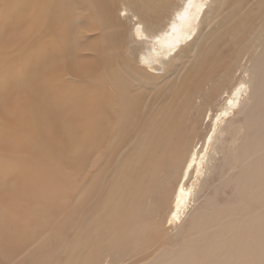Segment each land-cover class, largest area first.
I'll return each mask as SVG.
<instances>
[{
  "label": "bare ground",
  "instance_id": "obj_1",
  "mask_svg": "<svg viewBox=\"0 0 264 264\" xmlns=\"http://www.w3.org/2000/svg\"><path fill=\"white\" fill-rule=\"evenodd\" d=\"M0 208L37 248L10 208H77L59 264H123V221L195 255L133 264H264V0H0Z\"/></svg>",
  "mask_w": 264,
  "mask_h": 264
},
{
  "label": "rangeland",
  "instance_id": "obj_2",
  "mask_svg": "<svg viewBox=\"0 0 264 264\" xmlns=\"http://www.w3.org/2000/svg\"><path fill=\"white\" fill-rule=\"evenodd\" d=\"M242 1L244 3H250L252 0ZM247 63V59L245 57L242 58L241 65L238 66L236 71L237 75L243 74V67L247 65ZM35 209L37 208H10L13 220L18 228L30 229L45 240V245L39 248L36 247V244L32 243L27 235H21L14 231L11 232L10 214L6 212L4 208H0V236L3 238V243L0 244V257L3 256L1 254L2 251L6 253H12L7 258H4L0 262V264H59V251L57 249L60 240L63 219L68 218L70 214L75 215L77 208H65L64 212L61 214L62 220L52 222L47 226H45L43 219L39 215H37L36 211H33ZM98 209L102 213L105 212V208ZM109 224L116 225L118 224V222L111 221L109 222ZM122 225L123 228L118 226L116 228V231H124V234H122L119 243L122 245V251H126V253H118V259L119 261H122L123 264H133L134 260L139 261L141 259H145L146 255L151 256V250L155 249L158 244L159 246L156 249L159 250V248L164 247L160 243H164L166 248L165 254L160 258L161 260H165L171 257L176 250H178L181 255H185L188 260H191L195 257L194 253H191L188 250H180L183 235L187 232V230L183 231L181 239L176 244L174 242V239H169L165 236H162V234L156 227L154 228V231L152 233H147L145 228V226L147 225L146 223H143L142 229L140 231L138 228L134 229L128 227L125 221L122 222ZM153 233L161 235V238L154 237L152 241L145 242V236L143 234H145L146 236H150ZM134 234L137 235L136 239H143L145 243L143 247L144 252H141L142 246L140 244H138L137 247L126 246L128 243L135 241V239L133 238ZM188 245L192 246L191 242H189ZM29 248H36V250L32 254H28L27 250ZM38 254H40L41 256L42 254H45L42 262L37 257ZM100 257L108 259L107 253L105 251H102L97 255L96 259H98V262ZM197 258L200 259L198 256ZM188 260H184L183 263L190 264ZM145 262L146 261H143L138 264H145ZM84 264H87L86 260L84 261ZM204 264H210V260H205Z\"/></svg>",
  "mask_w": 264,
  "mask_h": 264
}]
</instances>
